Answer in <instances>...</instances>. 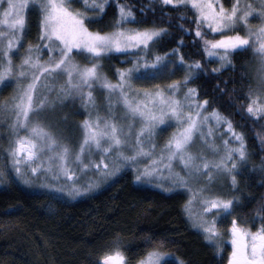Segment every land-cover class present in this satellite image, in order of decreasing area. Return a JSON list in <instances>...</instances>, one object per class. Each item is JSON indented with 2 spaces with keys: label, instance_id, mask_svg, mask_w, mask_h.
<instances>
[{
  "label": "snow or ice",
  "instance_id": "obj_1",
  "mask_svg": "<svg viewBox=\"0 0 264 264\" xmlns=\"http://www.w3.org/2000/svg\"><path fill=\"white\" fill-rule=\"evenodd\" d=\"M151 2L160 7L159 16L156 8L141 7L137 17L133 5L121 0H0V24L9 30L0 32V41L5 42L0 48V90L8 78L30 81L17 84L18 95L11 107L2 106L14 119L7 125L9 139L3 157L8 164L0 167V186L15 181L31 184L30 176L38 179V174H43L52 183L41 187L75 198L99 187L101 181L131 169L138 183H151L155 178L170 183L169 191L187 194L185 213L193 228L219 248L223 233L217 223L231 216L240 201L235 195L225 198L217 186L224 188L221 181L226 178L230 189L238 191L237 175L248 164L249 154L245 135L236 132L228 116L218 110L207 113L209 101L201 102L197 89L189 84L209 73L206 64L218 61L220 67L210 71L219 73L222 68L234 67V55L250 49L257 59L256 87L249 89L251 103L246 113L253 119H264V0H259L258 5L234 0L231 8H226L221 0ZM30 4L40 14L39 43L29 45L21 63L14 65L12 54L22 46L27 25L25 13ZM113 6L117 14L112 30H91L89 25L100 22ZM168 6L177 10L181 21L189 18L179 9L192 10L194 19L189 22L195 26L194 32L183 24L179 27L186 35H194L191 43L195 54L205 57L203 64L185 59L180 48L188 45L183 40L163 55L155 52L163 38L171 36L167 28L157 26L158 22L173 23L170 13L164 10ZM147 11L153 14L152 27H126L148 23ZM254 16L261 20L255 27L250 24ZM241 30L246 34L241 35ZM209 35L221 38L209 39ZM45 53L47 60L43 59ZM113 55L128 57L121 62L131 65L116 69L115 83L103 71V61ZM77 56L85 57L88 63L77 62ZM179 72L184 73L183 79L163 86H134V81L154 82ZM61 79L63 83H59ZM97 89L104 94L106 116L99 113L101 105L94 95ZM68 98H78L89 116L79 124L82 138L77 148L64 142L60 123H67V119H53L57 106ZM212 123L217 129L226 125L229 139H222L217 145ZM172 127L175 131L158 150L157 136ZM259 139L264 142V136ZM198 145H203L213 158ZM94 156H99L101 162L97 163ZM89 172L96 175L90 177ZM81 180H85L83 186H79ZM194 203L201 208L195 214ZM261 209L264 210V204ZM210 216L213 218L209 219ZM230 223L232 251L228 264H264V224L253 232L234 218ZM116 243L117 247L103 257L101 264H127ZM160 246L162 242L138 264H161L165 257L167 264H172L174 256L159 251ZM178 264L185 262L180 260Z\"/></svg>",
  "mask_w": 264,
  "mask_h": 264
},
{
  "label": "trees",
  "instance_id": "obj_2",
  "mask_svg": "<svg viewBox=\"0 0 264 264\" xmlns=\"http://www.w3.org/2000/svg\"><path fill=\"white\" fill-rule=\"evenodd\" d=\"M124 2L133 5L137 17L141 7L146 10L156 8V15H160V7L151 0H121ZM164 10L170 13L173 23L158 22L157 26L167 28L171 36L164 37L155 52L164 54L183 40L188 45L180 48L185 59L203 64L205 57L195 54L191 43L194 35H186L179 27L183 24L194 32L195 26L189 22L194 19L192 10L179 9V13L189 18L183 21L177 18L178 12L172 6ZM116 14L114 6L108 8L107 15L100 22L90 24L89 28L110 31ZM147 18L148 23L134 26L152 27L151 11H147ZM30 29L36 31L35 25ZM218 37L209 35L207 38ZM125 58L128 59L113 55L103 61V71L109 79H116V69L127 67L121 62ZM76 59L88 63L83 56ZM253 60L250 49L240 52L232 57L234 67L222 68L219 73H211L210 70L218 66L214 61L210 62L205 65L209 73L201 74L190 83L196 87L200 99L209 101L207 109H216L228 116L234 130L245 135L249 154L248 164L241 169L242 174L237 175L239 190H231L226 178L222 188L221 194L225 198L235 195L240 201L231 216L218 221L225 239L222 250L207 242L191 226L184 210L185 193L165 192L151 185L138 184L127 170L99 190L72 200L29 190L18 181L0 186V264H101L103 257L117 247V241L127 264H138L161 242L159 251L173 255L172 264H178L180 260L185 264H228L231 246L226 241L231 220L236 219L252 231L264 224V210L261 209L264 204V171H261L264 142L259 139L264 136V119H253L246 113V107L251 103L249 89L256 84ZM183 76V72H179L153 84ZM71 112L75 118L84 116L81 110ZM61 130L65 136L74 138L81 133L76 126L68 129L62 126ZM161 264H167V258Z\"/></svg>",
  "mask_w": 264,
  "mask_h": 264
},
{
  "label": "rangeland",
  "instance_id": "obj_3",
  "mask_svg": "<svg viewBox=\"0 0 264 264\" xmlns=\"http://www.w3.org/2000/svg\"><path fill=\"white\" fill-rule=\"evenodd\" d=\"M245 2H250V3L258 5L259 0H241V4H244ZM221 3H223L226 8H231L232 4L234 3V0H221ZM74 6L77 7V8L81 7L80 4H75ZM5 7H6V5H5ZM2 12H3V9H0V16H2ZM89 14L91 15V13H89ZM25 15H26V19H27V25H26V30H25V33H24V38L21 41V45L22 46L18 49V51L14 50V52L12 54V59H13L14 65H19L21 63L23 57L27 54L26 50H27L29 45L35 46V45H37L39 43V40H38V36H39V33H40V28H39V16H40V14H39V10L35 7V5L30 4L29 5V9L26 11ZM250 24L253 25L254 27L258 26V25L261 24V20L258 17L254 16V17L250 18ZM31 25H35L36 31H33V30L30 29ZM126 27L137 28L136 26H134V24H128V25H126ZM7 31H9L7 29V26L4 25V24H0V32H7ZM93 31H96V30H93ZM240 34L241 35H245L246 33H245V31L241 30ZM219 38H221V37L219 36L216 39H219ZM4 43H5L4 41H0V48H2L4 46ZM160 55H163V54H160ZM47 58H48L47 57V53H45L43 55V59L47 60ZM125 60H126V58H125ZM77 62L83 64L81 61L77 60ZM214 62L217 64V66L219 68L220 67L219 62L218 61H214ZM84 64H87V63H84ZM123 64L127 65V67H130L126 63H123ZM127 67H124V68H127ZM252 67H253V71L255 72V77H256L257 59L255 57H254V60L252 62ZM124 68H122V69H124ZM183 77H181L180 79H177V80H181V79H183ZM110 80L113 83H115L117 81V77H116V79H110ZM28 82H30V81L29 80L17 81L14 77L8 78L5 81V85L2 86V90H0V166L1 165L5 166V165L8 164L7 159L3 157V150L8 147L9 128L7 127V125L11 124L12 120L14 119L13 114L10 113V112H5L2 106L5 105V104H8L11 107V105L13 104V98L18 95L17 84L19 83L20 85H26ZM63 82H64L63 79H61L59 81V83H63ZM171 82L172 81H168V82L161 81L159 84L161 86H163L164 84L171 83ZM9 83H10V85H9ZM154 84H153V82L134 81V86L137 87V88L151 89V88H153ZM7 87H9V89L6 90ZM189 87L196 88L192 84H189ZM255 87H256V84H255ZM54 95H55V93H53V96ZM94 95L97 98V103L101 105V107L99 109L100 115L101 116H106L108 113H107V110L103 107V104H104L103 95L104 94L102 92H100L99 89H97L94 92ZM199 100L201 102L203 101L200 98H199ZM74 109L77 110V111L81 110V112L84 114V116L83 117H78V118L73 117L72 116L73 113L71 112V110H74ZM120 111H122V110H120ZM212 111L213 110L207 109V113H211ZM93 116H95V113H93ZM64 118L67 119V123L61 122L60 123V128L62 126H65L68 129V128H71L72 126H76V127L79 128V124H81L85 119H88L89 116L87 114V111L81 106V102H80V100L78 98H68V99H66L63 102V105H58L57 106V109H56L55 113L53 114V119L54 120L63 121ZM212 127L214 129L215 142H216L217 145L221 144L222 139H224V140H228L229 139V136L227 134V126L226 125H222L219 129H217L215 124L212 123ZM173 131H175L174 127L168 128L166 131H164L163 133H161V134H159L157 136L156 143H157L158 150H159L160 147H162L164 145V143L167 141V139L169 138V136L171 135V133ZM21 135H26V133L21 132ZM80 135H81V133L79 134V137H75V138L72 137V135H68V136L64 135V137L66 138L64 142L70 144L73 148H77L78 144L80 142V137L82 138V135L81 136ZM72 138H74V139L72 140ZM230 143H232V142L230 141ZM232 146H237V145L232 143ZM198 147L201 150H203L205 152V154L209 156V158H213L212 154L210 152H208V150L203 145H198ZM93 158L97 161V163L101 162L99 156H94ZM103 162L107 163V160H105ZM128 170L131 171V173L134 176V180H135V173L131 169H128ZM25 171H27V170L25 169ZM176 171L181 172L182 175L184 174L183 170L180 167H176ZM123 172H125V171H123ZM123 172L118 173L117 175L112 176V177L108 178L107 180L101 181L100 184H99V187L87 192L84 195L86 196V195H89V193H91L93 191L99 190L104 185L109 184L110 181H112L114 178H116V176H118L119 174H122ZM38 175H39L38 179H33L31 176L29 177V179H32V183L31 184H27L26 185V184H24L22 182H20V184H22L24 187L28 188L29 190H37V191L45 192V193H47L49 195H52V196H55L57 198H61V199H64V200H66V199L72 200V198H70V197H67V196H64V195H60V194H57V193H51L47 189L41 187V185L44 184V183H52V180L50 178H47L43 174H38ZM95 175L96 174L93 173V172H89L88 173V176H90V177L95 176ZM225 180L226 179L224 178L221 181V183H223L224 185H225ZM61 183H63V181ZM84 183H85V180H81L79 186H83ZM136 183H138V182H136ZM138 184L151 185V186H153L155 188H158L159 190H162V191H165V192H171V191L168 190V189L171 188V184L170 183L162 182V181H159V180H157L155 178L152 179L151 183H138ZM172 191H174V190H172ZM217 191L221 194L222 189L219 188V186H217ZM84 195L77 196L74 199H77V198L82 197ZM186 196H187V200H186V203H187V201L189 200V196L187 194H186ZM192 209H193V213L194 214L201 210L200 205L198 203H194L192 205ZM184 210H185V207H184ZM208 218L212 219L213 217L210 216ZM189 222H190V224L192 226V223H191L190 220H189ZM217 226H218L219 229H221L218 223H217ZM230 227H231V225L229 226L228 231H227V233L229 234V237H227V241L226 242H228V243L230 242V239H231V236H230V233H229ZM195 230H197V229H195ZM220 231H222V230H220ZM255 231L256 230H253V232H255ZM198 232H200V231H198ZM203 238H204V236H203ZM224 242H225V239L222 236V242L220 243L219 248L216 246L218 250H222L224 248L223 247ZM229 245H230V243H229ZM231 251H232V248L230 249V254H231ZM109 254H111V253H109ZM165 258L162 259L161 262L164 261Z\"/></svg>",
  "mask_w": 264,
  "mask_h": 264
}]
</instances>
